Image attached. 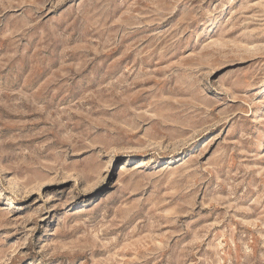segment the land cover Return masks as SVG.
Here are the masks:
<instances>
[{
    "label": "rangeland",
    "instance_id": "obj_1",
    "mask_svg": "<svg viewBox=\"0 0 264 264\" xmlns=\"http://www.w3.org/2000/svg\"><path fill=\"white\" fill-rule=\"evenodd\" d=\"M0 264H264V0H0Z\"/></svg>",
    "mask_w": 264,
    "mask_h": 264
}]
</instances>
